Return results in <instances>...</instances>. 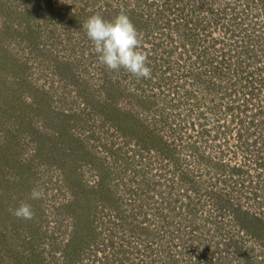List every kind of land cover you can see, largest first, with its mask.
<instances>
[{"label":"rangeland","instance_id":"obj_1","mask_svg":"<svg viewBox=\"0 0 264 264\" xmlns=\"http://www.w3.org/2000/svg\"><path fill=\"white\" fill-rule=\"evenodd\" d=\"M121 9L150 78L106 69L82 27ZM257 66L264 0H0V264H264L260 198L246 206L250 236L207 213L218 187L245 205L223 173L258 178L264 85L256 128L235 82ZM22 202L32 220L13 215Z\"/></svg>","mask_w":264,"mask_h":264},{"label":"clouds","instance_id":"obj_2","mask_svg":"<svg viewBox=\"0 0 264 264\" xmlns=\"http://www.w3.org/2000/svg\"><path fill=\"white\" fill-rule=\"evenodd\" d=\"M87 38L94 46L101 65L110 71L123 69L137 79L151 76L147 54L142 50L140 33L130 20L125 9L111 20L99 13L90 15L82 25ZM42 198V193L33 188L30 199ZM17 219L32 220L31 204L22 202L14 209Z\"/></svg>","mask_w":264,"mask_h":264},{"label":"trees","instance_id":"obj_3","mask_svg":"<svg viewBox=\"0 0 264 264\" xmlns=\"http://www.w3.org/2000/svg\"><path fill=\"white\" fill-rule=\"evenodd\" d=\"M167 3H169V2H167ZM247 72L242 75V78H240V76H239L238 80L235 78V82L236 83L238 82L240 84L241 91L244 94L242 96L243 97V103H242V106L240 107V109L245 113V115L241 116V118H242L241 121L242 122L245 121V122H247V123L252 125L253 124V120L255 118L257 120V123H254V125L257 128L260 125L259 120H262V119H258L256 116L258 114L262 113V112H260L262 110V107L260 106V103L262 101V100H260L261 99L260 96L262 95V92H263L262 86L264 85V71L262 70L261 66H257V67H255V69L248 70ZM251 73L254 75V77L256 76L258 78V83L252 81V78H251L252 74ZM231 82L233 83V81H231ZM236 92H238V91H236ZM228 95L231 96L230 94H228ZM249 104H251V105H249ZM240 105L241 104L238 105V108H239ZM263 123H264V121H263ZM254 138L252 137V139H251L252 143L251 144L255 145L256 143H259V145H260L259 149H262L263 145H261L260 141L257 140L258 137H254ZM261 159H263V161H261ZM198 160L200 161L199 158H198ZM253 160H255V163H254V166H253V169H254L255 172L251 173V174H256L259 179L258 178L255 179L252 176L250 179L245 180V177L240 175V174H242V172L240 170L239 172L236 171L237 177H235L234 180H236V183H239V184L242 183L243 184V190L247 189L250 192V190L254 188V190H251L254 195H252L250 193L249 194V198H252V197L260 198V196L262 195L263 189H261V187H259L260 184L257 183V182H259V180L261 182L264 180V174L262 172L258 171V168L260 166H264V151H260V153H258L256 156H253ZM205 164L208 165L209 163L207 161L206 162L205 161H200V165H205ZM182 168H186V167L184 165H182ZM187 173H188L187 170L186 171L182 170L181 173H180V176L175 178V183H177V184H179L181 182L184 183L185 180H188L190 178V176ZM172 177H170V178H172ZM221 177L222 178L224 177V179H226V177H228V174L224 175V173H223V175H221ZM221 177H219V178H221ZM257 185H258V187H256ZM221 189L222 188H219V187L217 189H215L216 190L215 195H217L218 196L217 198L220 199V200H221V194H223V193L220 192ZM245 191L246 190H244L243 192H245ZM246 196H248V195H246ZM162 198H163V194H162V191H161L159 193V195L158 194H154V197L152 199L154 200L155 205L161 206V204H162L163 207H164V204L160 201V199H162ZM220 200H219V202H220ZM218 206H222V205L218 204ZM189 233L192 234V232H189ZM195 236H197V235H195ZM189 237L192 238V236H189ZM201 238L208 240L210 237L205 236L201 232L200 239ZM180 243L182 244V241ZM180 243H176L177 246ZM129 248H131V247L127 246V249H129ZM201 256L199 258H201ZM202 257H205V256H202Z\"/></svg>","mask_w":264,"mask_h":264},{"label":"flooded vegetation","instance_id":"obj_4","mask_svg":"<svg viewBox=\"0 0 264 264\" xmlns=\"http://www.w3.org/2000/svg\"><path fill=\"white\" fill-rule=\"evenodd\" d=\"M262 131L264 132V123L262 124ZM232 169H233V167H232ZM232 169L229 171L228 177H226V178L228 179V183L230 184V188H235L234 183H236V180H234V178L237 177L236 171L238 170V168L235 171H234V169L233 170ZM182 170L186 171L185 168H183ZM239 170H241L244 177H246L247 172L242 168ZM247 177L249 179L251 178V176H248V175H247ZM187 181L188 180H185L186 186H187ZM249 194H250V192L248 193V196L245 195L243 197L242 202L245 204L244 206L241 205L240 201H239V203L234 201V199H235L234 196H236L234 193L232 195H228V198L226 197L224 200H223V198L225 196L221 195V200H220L217 198L218 197L217 195H214V197L212 199V203H211V208L208 209L207 213H209V215H214L215 217H216V215L218 216V214H220V213H228L229 215H231V217L234 218V221L237 222V224H236L237 228L236 229L241 227V231L244 233L247 232L250 236V234H251L250 230L251 229H250L249 225L247 224V223H249L248 219H246L248 217L247 216L248 210H247L246 206L248 207V205L250 204ZM192 200H193L192 197H190L189 202H192ZM194 200H195V198H194ZM219 200H220V202H219ZM218 204H221L222 206H218ZM258 205H259L258 208H259L260 212L262 214H264V191H262V195L260 196V199L258 200ZM213 219H215V218H213ZM243 220H245L246 222L244 221V223H241ZM218 224H219V221L216 220L215 227L216 226L218 227L219 226ZM216 230H217V228H216ZM229 236H233L232 233L229 232ZM258 236H260L259 237V243H258V245H259L258 247H260L258 249L259 258L262 259V258H264V238H263L264 229H262L261 233ZM228 243H231V242L229 241ZM196 264H203V263L201 262V260H198Z\"/></svg>","mask_w":264,"mask_h":264}]
</instances>
